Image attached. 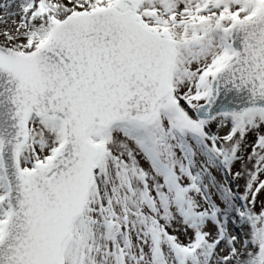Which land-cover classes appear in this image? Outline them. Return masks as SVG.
<instances>
[{
	"label": "snow or ice",
	"instance_id": "obj_1",
	"mask_svg": "<svg viewBox=\"0 0 264 264\" xmlns=\"http://www.w3.org/2000/svg\"><path fill=\"white\" fill-rule=\"evenodd\" d=\"M0 264H264V0H0Z\"/></svg>",
	"mask_w": 264,
	"mask_h": 264
}]
</instances>
